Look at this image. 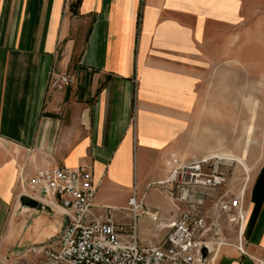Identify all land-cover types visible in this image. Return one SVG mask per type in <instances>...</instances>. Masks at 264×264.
<instances>
[{"label":"crops","instance_id":"crops-1","mask_svg":"<svg viewBox=\"0 0 264 264\" xmlns=\"http://www.w3.org/2000/svg\"><path fill=\"white\" fill-rule=\"evenodd\" d=\"M256 47L264 54V0H0V264L30 261L27 249L59 229L23 204L20 180L37 168L86 166L93 215L110 207L128 228L133 190L165 179L172 156L215 150L209 127L230 109L233 49ZM54 74L72 80L52 88ZM144 203L161 220L139 217L138 240L160 243L177 214L156 191ZM246 208L244 248L264 259V163ZM212 264L256 263L228 245Z\"/></svg>","mask_w":264,"mask_h":264},{"label":"built area","instance_id":"built-area-1","mask_svg":"<svg viewBox=\"0 0 264 264\" xmlns=\"http://www.w3.org/2000/svg\"><path fill=\"white\" fill-rule=\"evenodd\" d=\"M69 80L67 75L54 74L49 85L60 88ZM218 164L212 157L186 162L171 158L169 177L160 184L182 208L178 217L167 224L169 232L162 242L146 245L138 243L134 221L123 229L110 218L109 207L105 219L93 215L96 186L90 169L85 166L37 168L26 181L20 180L22 193L51 208L59 207L64 214V227L53 243L29 248L32 261L26 264H205L217 250L215 244H222L215 241L219 233L215 221L206 224V199L210 198L212 209L237 225L239 231L246 216L243 190L215 197V192L227 181ZM144 195L133 191L128 199L135 220L141 214L156 217L144 207ZM203 248L207 249L205 257ZM259 262L264 264L262 260Z\"/></svg>","mask_w":264,"mask_h":264},{"label":"rangeland","instance_id":"rangeland-1","mask_svg":"<svg viewBox=\"0 0 264 264\" xmlns=\"http://www.w3.org/2000/svg\"><path fill=\"white\" fill-rule=\"evenodd\" d=\"M239 59H241V61ZM227 66L228 64L226 63V67ZM221 69H224V64H222ZM230 72H231L230 109L226 111H216L215 120L217 125L215 128L209 127L210 140L213 138L212 131H215L214 133L215 150L210 151L201 158L188 159L185 160V162L191 160L203 159V158H210V157H212L214 160H218L219 170L225 173L227 181L224 187L219 188L215 192V197L219 196L220 194H223L224 192L226 193V196H228L243 190L245 195L244 207L247 213L246 195L249 184L252 180L255 170L261 164L264 163V54H262L261 48L256 47L252 54L246 53L245 48H243L242 56H240L239 54V48H234L232 61L230 63ZM67 76L70 77V80L68 81L70 82L72 80V76L70 75ZM215 82L217 86L220 83L221 85H223L224 82L226 83L227 86L229 80L217 79L215 80ZM208 113H209V119L211 121L212 112L210 111ZM224 121L226 122V127H224L223 125L225 123ZM219 123H221V126L219 125ZM171 158L168 161L169 171H170ZM169 174L170 172H168L167 177H169ZM166 178L161 181L166 180ZM24 180L26 181L27 178ZM161 181H154L148 184L146 190L141 193L144 194L148 193V199H150L154 195L155 191L157 193H161L169 200L170 210H171L170 213L171 214L176 213L177 216L174 218L176 219L180 213V209L182 208V205L179 203H175V201L171 199V197L164 191L163 188L164 186L160 184ZM166 185H170V184L166 183ZM22 192H23V187H21V195H22L21 198L24 199L23 204L25 205V207H29V206L30 208L36 207V209H38L39 211L42 212L46 211L51 214H54L53 216H55V218L59 220L60 222L58 227L59 229L57 231L56 236L48 240L47 242H43V243H53L59 237L64 227V214L62 213V210L51 208L49 205L45 204L40 200L30 199ZM137 195H139L138 192ZM210 204H211L210 198L206 199L205 208L207 210V215L209 218V219L207 218L206 224L208 225V223L212 219L213 222L215 221V225L218 227V232H219L217 236L218 239H215V241L220 240L222 241V244L218 246L215 244L214 248L217 247V250L214 253H212V256L210 257L208 262H205V264H212L220 248L222 246H228V245L236 246L242 254L250 257L256 264H260L259 260H262L264 262L263 258H255L251 256L246 252L244 248L243 223L245 219L243 220L242 223V229L239 231V227L237 225L228 222L222 214H218V212L214 211L210 206ZM144 205L145 208L147 207L149 209L150 213L156 214V217L154 219L157 220L159 223L161 220L160 212L157 209H152L148 207L145 203ZM130 211L132 213L131 209ZM141 216L143 215L141 214L139 217ZM139 217H137L135 220L132 213V219H133L132 223L134 221L136 224L137 241L139 244H141L138 240V234H137V220ZM169 222L163 223V225H161V228L167 231L166 235L169 232V227H167V224ZM166 235L164 236V238L166 237ZM141 245H146V244H141ZM240 247L242 248V250L240 249ZM26 253H27L26 257H29L30 254L28 252ZM31 261L32 259H30V261H25L24 264L30 263Z\"/></svg>","mask_w":264,"mask_h":264},{"label":"water","instance_id":"water-1","mask_svg":"<svg viewBox=\"0 0 264 264\" xmlns=\"http://www.w3.org/2000/svg\"><path fill=\"white\" fill-rule=\"evenodd\" d=\"M206 254H207V249L206 248H203V250H202V256L205 257Z\"/></svg>","mask_w":264,"mask_h":264}]
</instances>
